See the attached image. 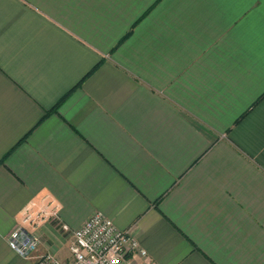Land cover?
Returning a JSON list of instances; mask_svg holds the SVG:
<instances>
[{
    "label": "crops",
    "instance_id": "obj_1",
    "mask_svg": "<svg viewBox=\"0 0 264 264\" xmlns=\"http://www.w3.org/2000/svg\"><path fill=\"white\" fill-rule=\"evenodd\" d=\"M45 196L147 264H264V0H0V264Z\"/></svg>",
    "mask_w": 264,
    "mask_h": 264
},
{
    "label": "built area",
    "instance_id": "obj_2",
    "mask_svg": "<svg viewBox=\"0 0 264 264\" xmlns=\"http://www.w3.org/2000/svg\"><path fill=\"white\" fill-rule=\"evenodd\" d=\"M49 219L58 220L63 231L59 206L48 197L38 206L30 202L22 211V218L7 236L9 246L19 255L33 260L32 264H147L146 250L131 229H119L112 220L100 212L91 215L72 230L68 249L69 261H62L51 250L36 254L40 243L38 226Z\"/></svg>",
    "mask_w": 264,
    "mask_h": 264
}]
</instances>
